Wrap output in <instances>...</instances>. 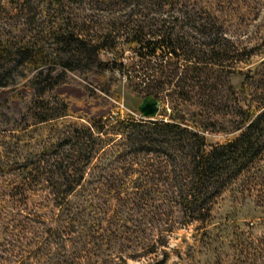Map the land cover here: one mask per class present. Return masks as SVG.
Listing matches in <instances>:
<instances>
[{
  "label": "rangeland",
  "instance_id": "obj_1",
  "mask_svg": "<svg viewBox=\"0 0 264 264\" xmlns=\"http://www.w3.org/2000/svg\"><path fill=\"white\" fill-rule=\"evenodd\" d=\"M42 1L0 0V48L26 47L31 59L42 62L35 69L26 60L0 68V264H264V186L258 175L264 153L235 180L219 185L204 222L186 223L165 199L154 202L157 188L169 190L180 179L126 167L142 152L125 163L107 157L98 166L94 176L100 179L93 177L90 185L98 189V200L86 207L87 230L81 235L77 225L58 235L61 207L40 202L48 193L38 181L28 186L27 203H18L21 196L12 190L21 183L14 176L24 166L32 170L34 163L68 153L72 142L55 147L56 137H70L75 129L80 134L100 118L102 133L95 134L87 171L106 151H126L121 133L129 130L119 125L126 115L133 123L162 121L195 131L193 121L200 120L215 129L201 133L207 150L233 142L242 132L237 126L264 110V0H181L176 7L157 0L97 6L95 0H67L56 12ZM138 26L144 41L168 32L182 47L168 53L158 44L149 52L131 41ZM57 29L87 40L95 63L67 62L50 34ZM108 34L112 39L102 43ZM172 76L183 78L175 84ZM149 81H161L153 87L159 113L144 119L137 106L152 92L146 89ZM35 83L40 84L36 93ZM162 111L184 118L169 120ZM119 186L139 187L146 195L119 202L108 198L109 189ZM54 241L49 249L47 243Z\"/></svg>",
  "mask_w": 264,
  "mask_h": 264
},
{
  "label": "trees",
  "instance_id": "obj_2",
  "mask_svg": "<svg viewBox=\"0 0 264 264\" xmlns=\"http://www.w3.org/2000/svg\"><path fill=\"white\" fill-rule=\"evenodd\" d=\"M66 1L43 0L41 4L49 9L52 8L56 12L59 8L64 7ZM83 1L78 0L77 2L81 4ZM111 1L95 0V5H102L104 3L107 5ZM157 2L162 3V6L168 5L171 7L182 4L181 0H157ZM143 11L145 12V10ZM131 13L137 14V11H131ZM142 29L141 26H138L132 31L131 41L142 43L145 47L148 46L149 52H153L156 49L155 45L157 47L160 46L158 44L165 45L168 53H174L177 46L182 47L179 39H171L168 32L161 33L160 36L152 35V39L154 40L144 41ZM59 31L57 29L50 34L55 41L54 44L58 47L61 46V49L65 51L67 62L74 64L95 63L94 49L87 45V40L82 39L78 33H74L73 31L66 33ZM109 39H112V37L108 34L101 37L100 41L105 44ZM24 60L28 61L30 69H35L42 63H36L38 59H31V52L26 47L19 46L14 49L0 48L1 69L6 70L14 64L23 63ZM96 64L100 66L99 62ZM66 65L67 63L64 62L63 66ZM171 78L175 80L173 83L176 84L183 77L178 76L176 78V76H172ZM153 83L149 81L146 89L147 92H152L148 93L144 98L152 97L158 100L154 96L156 88L153 87L161 84V81ZM39 85V83L34 84L35 93L39 91ZM261 109H264V107ZM161 116L174 121L183 120L184 118L174 111L169 113L162 111ZM246 117L248 118V115ZM102 120L103 118H100L98 122L93 121L92 126L90 128L84 127L80 134L75 129L73 131L74 134H71L70 137L59 135L56 137L58 141L55 147L61 148L72 142L68 146V153L60 154L59 157H53V159L45 161L43 165H40L41 161L37 165L34 163L36 167L32 170H28L24 166V169L14 176L15 179H19L21 182L18 184V187L12 188V190H18L17 194L21 196L18 198L20 199L18 203L22 202V200L27 203L28 186L38 181L48 193L46 198H41L40 202H52V207H61L62 226L56 229L59 232L58 235L66 234L70 229L75 230V225L78 227V234L86 233L85 220L89 217L86 213V207L91 205L94 200H98L96 193L98 189L96 190V188H92L90 185L92 179H94L93 177L100 179L97 173L95 176L94 174L98 166L107 157L111 159L121 158V162L125 163L126 158H134L132 155L142 152L144 154L141 159L129 160L126 167L136 165V167H142L143 171L144 169H147V171L151 170L150 172L157 175L171 173L174 175V179L179 178L180 182L177 186H173L169 190L167 188L166 191H163L157 188L154 202L165 199V202L179 209V212L188 220L186 221L187 223L194 221L204 222L208 218L206 216H209L212 200L219 192V185L223 181H226L227 178L228 180H235L237 176L241 175L242 171H246V168L252 163L251 160L257 159L264 153V110L250 123L245 119L237 126L236 130H242V132L233 142H227L224 146L209 150L205 146L201 133L214 132L215 129L210 125L201 124L200 120L193 121L196 128H199V131H195L182 129L176 124L163 123L162 121L141 123L140 120L133 123L132 117L126 115V123L119 124L129 130L127 133H121L123 136H126L122 143L126 151H115L114 149L106 151L98 158V162L94 168L92 167V169L87 171L93 159L91 152H93L94 142L98 141L95 134L102 133L103 127L99 125ZM104 120H106V117ZM68 140L71 141L68 142ZM124 167L123 164L122 168ZM143 171L141 173H144ZM231 171L236 173L234 175L230 174ZM129 172L136 174L138 171L130 170ZM258 175L262 181L260 185L264 186V170L259 171ZM108 194V198L118 202L146 195L144 190L139 187L124 186L109 189ZM70 197H75V201L71 202L69 200ZM15 202L17 200L10 202L9 209H12L13 205L17 204ZM68 223L72 227H66ZM22 226L20 225V227ZM97 229L102 231L101 227H97ZM48 232L50 233L51 229ZM72 232L75 233L76 231ZM42 234H45V232L41 231L39 233V235ZM51 235L56 236L57 233H51ZM84 243L86 242L84 241ZM52 244H55V241L47 243L49 249H52V246H50ZM154 244H159V242H155ZM122 264L126 263L123 261Z\"/></svg>",
  "mask_w": 264,
  "mask_h": 264
},
{
  "label": "water",
  "instance_id": "obj_3",
  "mask_svg": "<svg viewBox=\"0 0 264 264\" xmlns=\"http://www.w3.org/2000/svg\"><path fill=\"white\" fill-rule=\"evenodd\" d=\"M159 105L158 100L152 97H146L140 101L137 110L141 118L150 119L156 117L159 113Z\"/></svg>",
  "mask_w": 264,
  "mask_h": 264
}]
</instances>
